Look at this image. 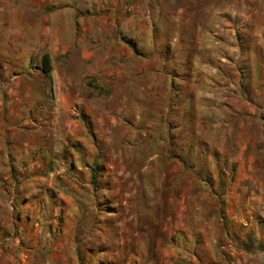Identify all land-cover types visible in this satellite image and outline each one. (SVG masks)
<instances>
[{
	"label": "rangeland",
	"instance_id": "374dc122",
	"mask_svg": "<svg viewBox=\"0 0 264 264\" xmlns=\"http://www.w3.org/2000/svg\"><path fill=\"white\" fill-rule=\"evenodd\" d=\"M116 1L74 4L107 13L108 26ZM145 3L152 9L143 5L135 21L137 57L162 56L174 83L176 58L231 60L221 70L234 79L231 101L223 93L202 102L181 83L165 127L142 120L141 97L129 95L139 87L98 89L92 102L83 92L91 115L77 125H25L18 159L0 153L3 264H264V57L256 44L264 42V0ZM246 45L258 65L241 60ZM104 51L96 50L106 61ZM90 64L75 65L86 86ZM209 70L197 72L207 84Z\"/></svg>",
	"mask_w": 264,
	"mask_h": 264
},
{
	"label": "crops",
	"instance_id": "0c3cea01",
	"mask_svg": "<svg viewBox=\"0 0 264 264\" xmlns=\"http://www.w3.org/2000/svg\"><path fill=\"white\" fill-rule=\"evenodd\" d=\"M117 1L114 2L117 5L114 11L109 14L111 24L107 26L102 21L107 13L102 14L98 9L81 12L75 8L76 0H0L1 154L10 153L12 160L18 159L19 149L23 148L18 133L25 125L45 122L52 128L59 127L60 123L69 127L78 123L82 114L91 115L89 101L97 98L98 89L117 88L123 93L126 88L139 87L137 92H129V95L141 97L138 105L144 107V113L143 119L140 118L146 125L159 120L165 127L168 126L164 123L170 109L178 108L172 98L184 94L183 88H178L183 85L181 83L187 85V92L197 99L205 96L218 100V96L225 93L224 100L231 101L234 79L230 72L221 71L223 63L231 64V60L221 58L220 63L206 66V63L195 60L190 63L176 58L172 69L175 83L170 81L169 62H165L162 56L160 60L159 55L153 53L137 57L140 44L135 21L142 15L143 5L148 12L152 7L145 3L146 0ZM89 17L97 19L90 23ZM90 33L94 35V41L87 40ZM256 44L261 48V58L264 57L261 37L257 38ZM101 49L102 52L106 50V61L100 58L102 53L96 52ZM253 49L254 46L246 45L243 56L240 55L248 65L258 59ZM229 51L233 55L234 49ZM77 61L81 67L91 62L90 85L86 86L83 80L77 81ZM255 64L258 65L259 61L256 60ZM207 67L210 69L208 84L204 83L206 77L201 80L203 77L197 75L199 70L205 72ZM188 69L191 70L190 82L185 78ZM255 74L252 72L250 79H259ZM80 76L81 79L86 77L84 73ZM92 76L100 80L94 83ZM219 82L224 83L222 88L217 85ZM84 91H89L90 99L83 95ZM153 98L159 99L160 111ZM94 113L97 117V109ZM211 127L209 123L208 128ZM0 255L3 256V251ZM0 264H3L2 259Z\"/></svg>",
	"mask_w": 264,
	"mask_h": 264
},
{
	"label": "trees",
	"instance_id": "16d2710c",
	"mask_svg": "<svg viewBox=\"0 0 264 264\" xmlns=\"http://www.w3.org/2000/svg\"><path fill=\"white\" fill-rule=\"evenodd\" d=\"M95 181V175L92 174V183Z\"/></svg>",
	"mask_w": 264,
	"mask_h": 264
}]
</instances>
